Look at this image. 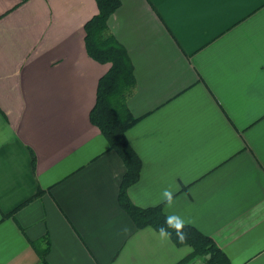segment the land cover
<instances>
[{
    "label": "crops",
    "instance_id": "0c3cea01",
    "mask_svg": "<svg viewBox=\"0 0 264 264\" xmlns=\"http://www.w3.org/2000/svg\"><path fill=\"white\" fill-rule=\"evenodd\" d=\"M119 1L106 33L134 79L129 200L180 215L229 264H264V0ZM97 12L0 0V264H175L192 250L119 202L125 163L89 117L110 67L85 45Z\"/></svg>",
    "mask_w": 264,
    "mask_h": 264
},
{
    "label": "trees",
    "instance_id": "16d2710c",
    "mask_svg": "<svg viewBox=\"0 0 264 264\" xmlns=\"http://www.w3.org/2000/svg\"><path fill=\"white\" fill-rule=\"evenodd\" d=\"M98 12L85 23V45L89 55L101 63H110L107 72L99 79L96 98L89 117L125 163L119 202L134 221L136 227L151 226L158 230L165 224V215L158 206L138 207L127 196V187L133 183L140 170V160L130 146L125 131L135 122L126 108V94L134 84L131 62L124 48L106 33L107 19L120 5L119 0H95ZM171 240L176 245H189L191 252L175 264H191L197 257H204L207 264H229L228 258L209 237L185 225L183 243L173 229Z\"/></svg>",
    "mask_w": 264,
    "mask_h": 264
},
{
    "label": "clouds",
    "instance_id": "9594fccd",
    "mask_svg": "<svg viewBox=\"0 0 264 264\" xmlns=\"http://www.w3.org/2000/svg\"><path fill=\"white\" fill-rule=\"evenodd\" d=\"M161 202L165 203L167 207L171 208L174 205L173 193L169 190H164L161 198ZM186 221L180 215L173 214L165 217V224L161 225L158 229L159 238L161 240L170 239L172 232L168 229H173L180 243H183L186 239V235L183 232Z\"/></svg>",
    "mask_w": 264,
    "mask_h": 264
},
{
    "label": "built area",
    "instance_id": "2783aa9c",
    "mask_svg": "<svg viewBox=\"0 0 264 264\" xmlns=\"http://www.w3.org/2000/svg\"><path fill=\"white\" fill-rule=\"evenodd\" d=\"M191 264H207L203 257H197Z\"/></svg>",
    "mask_w": 264,
    "mask_h": 264
}]
</instances>
